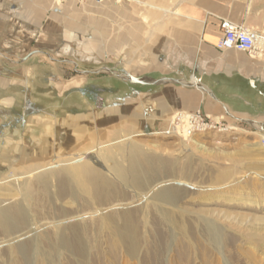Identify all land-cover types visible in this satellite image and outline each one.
Masks as SVG:
<instances>
[{
	"label": "rangeland",
	"instance_id": "obj_1",
	"mask_svg": "<svg viewBox=\"0 0 264 264\" xmlns=\"http://www.w3.org/2000/svg\"><path fill=\"white\" fill-rule=\"evenodd\" d=\"M182 1L0 0V63L80 83L29 95L47 115L0 172V264H264L263 135L146 120L169 80L143 54Z\"/></svg>",
	"mask_w": 264,
	"mask_h": 264
},
{
	"label": "crops",
	"instance_id": "obj_2",
	"mask_svg": "<svg viewBox=\"0 0 264 264\" xmlns=\"http://www.w3.org/2000/svg\"><path fill=\"white\" fill-rule=\"evenodd\" d=\"M223 21L264 35V0H183L164 16L157 36L162 49L147 50L143 56L151 57L152 66L156 60L166 65L169 82L150 94L152 114L146 120L152 119L153 124L165 128L174 114L199 111L233 133L264 137V58L218 49ZM24 68L15 70L14 66L0 63V172L8 165L13 151L24 152L30 132L44 127L42 121L47 113L40 109L35 111L37 114L30 112L28 98L32 89L46 101L48 91L60 96L74 87L73 82L68 83L73 86L62 91L57 84H65L55 78L50 79L56 81L53 92L47 90L51 86L45 79L32 81V87L29 78L16 74ZM147 95L148 91H142L135 98L136 107L139 102L143 107ZM32 119H38V124ZM39 134L38 150L45 152L46 133ZM19 153V159L30 158L26 151Z\"/></svg>",
	"mask_w": 264,
	"mask_h": 264
},
{
	"label": "built area",
	"instance_id": "obj_3",
	"mask_svg": "<svg viewBox=\"0 0 264 264\" xmlns=\"http://www.w3.org/2000/svg\"><path fill=\"white\" fill-rule=\"evenodd\" d=\"M121 3L123 0H108ZM125 1V0H124ZM223 35L217 45L218 49L247 53L252 58H264V35L259 34L245 26H236L228 21L221 24ZM171 134L186 133L188 137L205 134L210 131L225 132L229 129L219 123H214L208 116L201 112L177 114L171 122ZM264 147V138L262 140Z\"/></svg>",
	"mask_w": 264,
	"mask_h": 264
},
{
	"label": "bare ground",
	"instance_id": "obj_4",
	"mask_svg": "<svg viewBox=\"0 0 264 264\" xmlns=\"http://www.w3.org/2000/svg\"><path fill=\"white\" fill-rule=\"evenodd\" d=\"M61 1L62 0H57V3H56V5L57 6H60L61 5ZM128 2H130V0H127ZM165 11V10H164ZM167 11H169V10H167ZM78 84H80V83H78V82H74V87H76ZM57 86H58V88L60 89V90H67V88H69L70 86H73L72 84H69V85H67V84H65V85H62V84H57ZM70 90V89H69ZM61 91V92H62ZM70 109V108H69ZM186 139L185 140H188L189 138H191V137H188L187 135H186V133H181ZM193 137V136H192ZM116 157H118V158H120V159H122L121 161L123 162V159L125 160V159H128L129 157H133V154H132V149H129V150H126V149H124V148H122L121 150H120V154H118V155H116ZM73 162H70V165L72 164ZM124 163V162H123ZM130 163V162H129ZM69 164V163H68ZM67 164V165H68ZM128 164V163H127ZM118 166V168L120 169V170H122V171H124L125 173H126V171L128 172V173H131V174H134L135 173V165H132V169L131 170H128L127 168H125V167H123V165L121 164V163H119V164H117ZM126 165V164H125ZM129 165V164H128ZM131 166V165H130ZM134 176H135V174H134ZM53 177H54V175H53Z\"/></svg>",
	"mask_w": 264,
	"mask_h": 264
}]
</instances>
